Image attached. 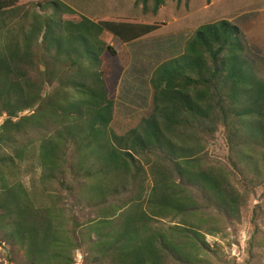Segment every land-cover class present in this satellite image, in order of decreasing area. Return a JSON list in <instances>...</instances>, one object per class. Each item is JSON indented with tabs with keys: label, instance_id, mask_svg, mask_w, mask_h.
Wrapping results in <instances>:
<instances>
[{
	"label": "trees",
	"instance_id": "trees-1",
	"mask_svg": "<svg viewBox=\"0 0 264 264\" xmlns=\"http://www.w3.org/2000/svg\"><path fill=\"white\" fill-rule=\"evenodd\" d=\"M164 3L154 0V12ZM37 7L9 40L22 8L0 0V241L21 251L18 264H75L81 248L87 264H217L207 235L240 220L264 187V80L244 57L240 29L200 26L153 72L152 114L118 135L125 66L113 42L164 23L92 20L63 0ZM30 129L44 134L28 188L29 147L16 144ZM220 131L225 159L209 151Z\"/></svg>",
	"mask_w": 264,
	"mask_h": 264
},
{
	"label": "rangeland",
	"instance_id": "rangeland-1",
	"mask_svg": "<svg viewBox=\"0 0 264 264\" xmlns=\"http://www.w3.org/2000/svg\"><path fill=\"white\" fill-rule=\"evenodd\" d=\"M46 1L49 0H19L22 8L19 16L7 24L5 34L9 40L18 37L20 28L31 20L28 15L35 10L42 13L37 5ZM153 8L154 0L149 1L146 10L142 4L131 3L128 7L130 12L122 15L136 17L143 22H163L162 28L130 43H123L117 38L113 42L125 66L112 122V128L118 135L136 128L143 118L152 114L155 94L151 82L153 72L164 61L180 55L186 42L204 24L220 20L237 23L235 26L240 29V38L244 43V57L255 74L264 80V0H165L157 11L154 12ZM97 15L100 17L103 14ZM37 70H42V67L32 69L30 73L34 75ZM43 134L42 129H30L18 136L16 145L29 147L21 168V180L28 188L32 178L39 175L40 167L37 157L32 154V147L38 148ZM209 151L218 159L227 158L222 131ZM77 214L82 219L86 212ZM207 240L218 250L219 255L214 257L217 264H264V187L250 195L240 220L227 225L223 232L215 236L207 235ZM0 242V264H18L22 260L21 251ZM86 256L84 248L78 249L74 254L75 264H87Z\"/></svg>",
	"mask_w": 264,
	"mask_h": 264
},
{
	"label": "crops",
	"instance_id": "crops-1",
	"mask_svg": "<svg viewBox=\"0 0 264 264\" xmlns=\"http://www.w3.org/2000/svg\"><path fill=\"white\" fill-rule=\"evenodd\" d=\"M63 1L67 2L76 11L91 18L92 20L102 17L136 18V17H129L126 15H122L124 12H130L128 7L131 5V3L136 4V0H63ZM112 13H116V14H112ZM97 14H103V15L98 17ZM233 25H237V23H233Z\"/></svg>",
	"mask_w": 264,
	"mask_h": 264
},
{
	"label": "built area",
	"instance_id": "built-area-1",
	"mask_svg": "<svg viewBox=\"0 0 264 264\" xmlns=\"http://www.w3.org/2000/svg\"><path fill=\"white\" fill-rule=\"evenodd\" d=\"M6 119V115L0 117V125L3 123V121ZM77 263V262H76Z\"/></svg>",
	"mask_w": 264,
	"mask_h": 264
},
{
	"label": "water",
	"instance_id": "water-1",
	"mask_svg": "<svg viewBox=\"0 0 264 264\" xmlns=\"http://www.w3.org/2000/svg\"><path fill=\"white\" fill-rule=\"evenodd\" d=\"M2 243L0 242V245H1Z\"/></svg>",
	"mask_w": 264,
	"mask_h": 264
}]
</instances>
